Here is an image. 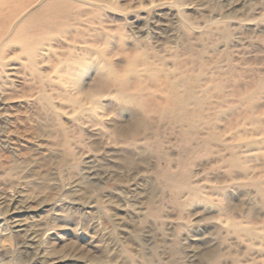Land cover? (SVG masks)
<instances>
[{"label": "rangeland", "instance_id": "374dc122", "mask_svg": "<svg viewBox=\"0 0 264 264\" xmlns=\"http://www.w3.org/2000/svg\"><path fill=\"white\" fill-rule=\"evenodd\" d=\"M97 1L40 34L55 117L24 59L0 76V196L24 209L0 208V264H264V0ZM66 61L83 92L117 80L95 116L64 102Z\"/></svg>", "mask_w": 264, "mask_h": 264}, {"label": "bare ground", "instance_id": "6f19581e", "mask_svg": "<svg viewBox=\"0 0 264 264\" xmlns=\"http://www.w3.org/2000/svg\"><path fill=\"white\" fill-rule=\"evenodd\" d=\"M79 2L89 6L97 5L99 3L97 0H0V76L3 72H5V68L8 65L12 64V61L24 59L25 65L23 66H25V69L28 71L29 75L39 83L37 86H35L38 88V90L36 88V90L34 91H38L35 95H37L39 100L43 102L41 104H44L43 108H45L44 110L46 111L47 116L55 117V115L57 114L50 111L49 109L51 108V105L49 104V99H51V97L44 92V78L39 72L38 65L43 61L39 53V46L40 44H47V46H49V39L45 38V40H41L44 39V37H41L40 34L45 31L46 28H48L49 30L52 27H59L58 25L61 22L64 23V20H67L70 16V12L73 10L74 4L80 5L78 4ZM100 3L102 7L121 10L120 8H118L119 6L117 5V2H115L114 0H111V2H109L108 0H100ZM124 7L125 8L123 10L131 9V3L127 2ZM67 63L69 62L66 61L65 64ZM71 64L73 63L70 62L64 68H58L56 70L59 74L56 77L62 82H59L60 87L58 86V90H61L60 94H62V91H64L65 95H63V97L66 104L71 105L74 109H80L81 112H85V114L90 117L95 116L97 112V103L101 95L99 93L101 87L105 85L119 86V84L117 83V80H115V78H106L101 76L95 89L83 92L81 87L80 75L77 71H75V69L74 71L76 73H74V71L72 70L73 68L70 66ZM99 71L102 72V70ZM47 77L48 76H46L45 78L46 80ZM62 84H64L65 86H62ZM122 86L123 85L121 84L120 87ZM177 86L178 85H174L171 89V91L175 90V92L164 95L166 100H170L171 98L175 97L180 103H183L184 93L187 92V97L195 99V103H197V105H201V103L197 102L198 100L193 92H183ZM54 88L55 87H53V89ZM118 96L121 99H131L132 102H135L143 109H146L150 103V99L148 97L149 95L147 93H138L136 97L131 96L129 98H126L125 95L124 97L120 95ZM200 99L204 101L202 103L207 107L208 102L206 101V99L204 97H201ZM172 104L175 103L173 102ZM172 108L173 110L175 109L173 105ZM159 110L160 111L158 112L156 110H154L153 112H155V114H157L159 117L164 118L168 121L174 118L173 116H171V111H168L166 109ZM197 111L199 115L201 110H198L197 108L193 109V112ZM209 116L210 115H201L200 118H202V121L207 128L212 129V127L217 123V119L216 115L212 118ZM142 123L143 127L148 128L145 119L142 120ZM251 140H253V142H259L258 139ZM251 140L247 142H251ZM0 208H2L4 210V214L11 219L13 226L19 228L21 224L18 216L24 209L22 208V206H17L15 198H6L0 196ZM225 223L228 225V227L235 231L236 234L245 235L246 237L251 239L261 237V233L257 232L252 227L243 226V224L239 221L227 219Z\"/></svg>", "mask_w": 264, "mask_h": 264}]
</instances>
